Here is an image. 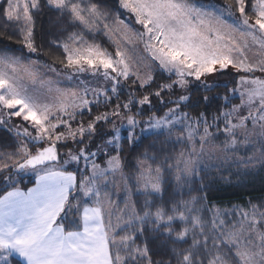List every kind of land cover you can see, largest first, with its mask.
Returning a JSON list of instances; mask_svg holds the SVG:
<instances>
[{
  "label": "snow or ice",
  "instance_id": "6c2138e0",
  "mask_svg": "<svg viewBox=\"0 0 264 264\" xmlns=\"http://www.w3.org/2000/svg\"><path fill=\"white\" fill-rule=\"evenodd\" d=\"M116 3L113 18L107 0H0V40L19 45L0 47V264H264V199L210 207L190 187L213 167H264V0ZM49 13L57 32L38 35ZM45 44L60 55L42 60ZM222 76L224 94L193 100ZM138 125L185 147L127 173Z\"/></svg>",
  "mask_w": 264,
  "mask_h": 264
},
{
  "label": "trees",
  "instance_id": "16d2710c",
  "mask_svg": "<svg viewBox=\"0 0 264 264\" xmlns=\"http://www.w3.org/2000/svg\"><path fill=\"white\" fill-rule=\"evenodd\" d=\"M202 3H207V0H201ZM106 7L112 11L113 18H116L119 13V6L116 3V0H107ZM121 19L125 18V12L120 14ZM55 15L47 14L42 15L36 20V28L38 35L41 34V28L46 30L49 33H56L58 26L55 25ZM108 24L113 23L111 20L107 21ZM3 35V29H0V36ZM9 35H11V31H9ZM52 35H47L44 37L45 40L52 39ZM17 37L12 35L11 40H7L4 38L0 40V47L7 45L8 47L13 48L14 50L19 48V45L15 43ZM40 39L37 40V43H40ZM95 42L98 44H102L103 47L109 48V50H114V46L110 47L111 41L107 39L103 34L95 37ZM45 56L41 57L42 60H52L54 56L49 55V53H54L55 56L60 55V50L55 48H49L47 44L45 47L40 49ZM16 54L19 55V51H16ZM37 57L33 56L32 59H36ZM219 87L213 88L210 92L203 93H193V100L196 99L197 95H205V96H213L215 93L219 92L224 94L227 89L224 87L225 81H230L231 77L222 76L216 78ZM233 87L231 83H228V88ZM235 102V101H234ZM215 101H213L214 105ZM204 105L201 102L198 107L188 109V111L195 115L197 111L203 110ZM150 113H145L142 116H149ZM155 136V135H141L140 139L136 144L130 145L127 141L123 143V155L125 157L123 163L125 164V172L134 173L136 171L137 160L143 158L142 153L147 152L149 155H155L162 160L165 155L174 154L179 152L182 148L185 147L183 143L181 144H166L162 143L164 141L165 136ZM9 137L6 133L0 131V143L8 140ZM150 145H154V147H150ZM163 148L165 151L161 152L160 149ZM252 149L248 148L244 151L245 155H250ZM244 155V156H245ZM154 167L156 165H153ZM167 175V174H166ZM202 177V179L200 178ZM23 183L27 186H32L34 183V178L32 177H23ZM2 187V186H0ZM167 187V185H165ZM192 188H201L203 191L196 192L193 191L191 193L192 196H204L205 200L202 202L204 204L211 206H219V207H232L235 205H240L242 208L247 210L246 202L251 200L253 203H258L261 199H264V167L256 166L251 168L247 174L244 173L242 167L231 164L224 168H211L206 172H201L200 176L190 185ZM2 194V192H0ZM171 194V189L165 193V199ZM134 199L143 200L142 196H135ZM187 199V195L184 197ZM114 200H117L122 208L123 201L117 195L113 196ZM154 199H158V197H154ZM125 233H120V235H124ZM119 238V237H117ZM144 237H141L143 240ZM140 241H137L139 243ZM16 261H19L15 258ZM20 264H22L20 262Z\"/></svg>",
  "mask_w": 264,
  "mask_h": 264
},
{
  "label": "rangeland",
  "instance_id": "374dc122",
  "mask_svg": "<svg viewBox=\"0 0 264 264\" xmlns=\"http://www.w3.org/2000/svg\"><path fill=\"white\" fill-rule=\"evenodd\" d=\"M124 19H125V20L128 19V13H127V12H125V18H124ZM110 25L112 26V28H116V25H115V24L111 23ZM137 27H138V26H137ZM120 29H121V30L124 29V25H123V24L120 25ZM121 34H122V31H121ZM113 39H114L117 43H119V46H120V49H121V50L128 52L129 55L132 54L131 45H129V44H127L126 42L122 41V40L120 39V35L114 34V35H113ZM257 51H258V49H256V48L253 47V48H252L248 53H246V54L249 55V56H253ZM137 58L143 60V57L139 55L138 51H137ZM143 62H144V63H147L146 60H144ZM49 78H51V77H49ZM58 86H59V87H62V88H71V87H72V85H71L70 83H63V84H60V85H58ZM85 118L87 119V117H85ZM137 119H139V120H147V119H148V116H139V117H137ZM142 127H145V125H138V126H137V129H136V135H137L138 137L141 136L140 128H142ZM125 134H126V133H125L124 131H122V135H125ZM221 139H223V137H221ZM218 142H219V141H217V143H218ZM245 150H246V149H243V148H242V149L238 150V152H237L236 154H237V155H240V156H244V155H245V154H244V151H245ZM26 177H31V178H32L31 174H29V175L26 176ZM117 196H118L120 199H122V201H123V199H124V193H123V192H121V193H120L119 195H117Z\"/></svg>",
  "mask_w": 264,
  "mask_h": 264
},
{
  "label": "crops",
  "instance_id": "0c3cea01",
  "mask_svg": "<svg viewBox=\"0 0 264 264\" xmlns=\"http://www.w3.org/2000/svg\"><path fill=\"white\" fill-rule=\"evenodd\" d=\"M15 258H17L18 260H20V258L19 257H15ZM21 263L23 264V262L21 261Z\"/></svg>",
  "mask_w": 264,
  "mask_h": 264
}]
</instances>
